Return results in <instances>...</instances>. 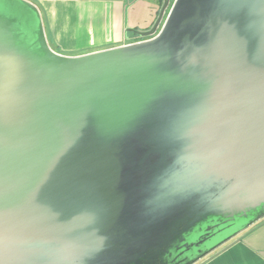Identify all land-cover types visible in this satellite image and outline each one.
Listing matches in <instances>:
<instances>
[{
	"label": "water",
	"instance_id": "95a60500",
	"mask_svg": "<svg viewBox=\"0 0 264 264\" xmlns=\"http://www.w3.org/2000/svg\"><path fill=\"white\" fill-rule=\"evenodd\" d=\"M167 5L64 55L0 0V264H195L264 217V0Z\"/></svg>",
	"mask_w": 264,
	"mask_h": 264
},
{
	"label": "crops",
	"instance_id": "0c3cea01",
	"mask_svg": "<svg viewBox=\"0 0 264 264\" xmlns=\"http://www.w3.org/2000/svg\"><path fill=\"white\" fill-rule=\"evenodd\" d=\"M29 1L50 48L80 55L139 41L138 31L151 28L164 0ZM195 264H264V217Z\"/></svg>",
	"mask_w": 264,
	"mask_h": 264
},
{
	"label": "rangeland",
	"instance_id": "374dc122",
	"mask_svg": "<svg viewBox=\"0 0 264 264\" xmlns=\"http://www.w3.org/2000/svg\"><path fill=\"white\" fill-rule=\"evenodd\" d=\"M173 1H174V0H168V5H167V7H166V9H165V12H164L163 18H162V20H161V23L159 24L158 30L160 29V27H161V25H162V23H163V21H164L166 15H167L169 9H170V7H171ZM163 2H164V1H161L160 3L163 4ZM156 18H157V17H156ZM145 38H146V37H139L140 40L145 39Z\"/></svg>",
	"mask_w": 264,
	"mask_h": 264
},
{
	"label": "flooded vegetation",
	"instance_id": "af4514ba",
	"mask_svg": "<svg viewBox=\"0 0 264 264\" xmlns=\"http://www.w3.org/2000/svg\"><path fill=\"white\" fill-rule=\"evenodd\" d=\"M138 38V37H137ZM146 38H148V37H146Z\"/></svg>",
	"mask_w": 264,
	"mask_h": 264
},
{
	"label": "trees",
	"instance_id": "16d2710c",
	"mask_svg": "<svg viewBox=\"0 0 264 264\" xmlns=\"http://www.w3.org/2000/svg\"><path fill=\"white\" fill-rule=\"evenodd\" d=\"M161 2V1H160Z\"/></svg>",
	"mask_w": 264,
	"mask_h": 264
}]
</instances>
